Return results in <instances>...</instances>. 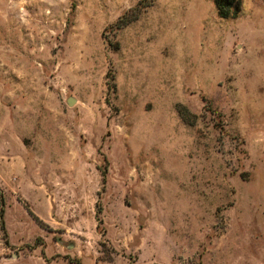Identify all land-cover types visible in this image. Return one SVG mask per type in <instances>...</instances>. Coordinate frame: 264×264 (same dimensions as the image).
I'll return each mask as SVG.
<instances>
[{
    "label": "rangeland",
    "instance_id": "1",
    "mask_svg": "<svg viewBox=\"0 0 264 264\" xmlns=\"http://www.w3.org/2000/svg\"><path fill=\"white\" fill-rule=\"evenodd\" d=\"M222 5L0 0V264H264V0Z\"/></svg>",
    "mask_w": 264,
    "mask_h": 264
},
{
    "label": "trees",
    "instance_id": "2",
    "mask_svg": "<svg viewBox=\"0 0 264 264\" xmlns=\"http://www.w3.org/2000/svg\"><path fill=\"white\" fill-rule=\"evenodd\" d=\"M217 3H218V7H219V9H220V13H221V15H222L223 17H228V16H230L231 11H230V10H225V9H224V6L222 5V0H217ZM31 214L34 216V218H35L38 222H40V219H39L37 216H35L33 213H31Z\"/></svg>",
    "mask_w": 264,
    "mask_h": 264
},
{
    "label": "water",
    "instance_id": "3",
    "mask_svg": "<svg viewBox=\"0 0 264 264\" xmlns=\"http://www.w3.org/2000/svg\"><path fill=\"white\" fill-rule=\"evenodd\" d=\"M74 102V99L73 98H70L69 99V103L72 104Z\"/></svg>",
    "mask_w": 264,
    "mask_h": 264
}]
</instances>
